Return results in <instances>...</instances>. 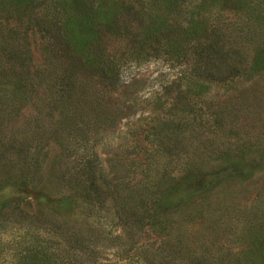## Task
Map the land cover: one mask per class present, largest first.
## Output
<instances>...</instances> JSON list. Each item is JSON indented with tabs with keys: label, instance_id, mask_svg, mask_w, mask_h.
<instances>
[{
	"label": "rangeland",
	"instance_id": "obj_1",
	"mask_svg": "<svg viewBox=\"0 0 264 264\" xmlns=\"http://www.w3.org/2000/svg\"><path fill=\"white\" fill-rule=\"evenodd\" d=\"M28 1L0 0V58L10 55L5 27L22 29ZM120 1L128 12L135 8L117 82L120 94L132 95L133 109L115 131L97 135L93 150L100 169L112 185L113 170L149 167L171 173L150 210L170 216L183 243L173 248L185 257L181 264H264V0H101L102 10L112 14ZM190 19L199 23L192 35L166 32L174 22ZM195 37H202L210 52L206 72L231 71L221 60L226 45L233 49L237 77L212 81L187 65ZM37 40L31 46L41 68L44 55ZM163 119L184 134L155 141V156L142 164L147 132ZM75 158L50 142L41 154L44 173L74 169ZM32 186L0 183V264H47L48 213L71 217L72 225L87 220L81 206L72 208L59 195ZM108 215L106 232L123 233L112 210ZM96 264L134 262L104 251Z\"/></svg>",
	"mask_w": 264,
	"mask_h": 264
},
{
	"label": "trees",
	"instance_id": "obj_2",
	"mask_svg": "<svg viewBox=\"0 0 264 264\" xmlns=\"http://www.w3.org/2000/svg\"><path fill=\"white\" fill-rule=\"evenodd\" d=\"M125 4L120 1L114 13L106 14L101 0H29L22 29L5 27L10 55L0 58V183L36 185L50 197L59 195V201L72 208L81 206L87 219L72 225L71 217L47 214L46 230L52 237L44 250L47 264H96L104 251L134 264H181L185 258L173 250L183 243L170 216L150 210L153 198L161 200L157 197L164 192L163 181L172 180L171 173L149 167L113 170L112 185L93 150L97 135L115 131L133 109L132 95L120 94L117 85L125 37L134 28L130 15L135 8L128 12ZM197 24L192 19L183 25L174 22L166 32L192 35ZM199 37L192 41L187 65L212 81L237 77L232 48L226 45L221 60L231 71H205L211 57ZM34 39L44 55L41 68L34 64ZM158 41L159 37L157 48ZM161 122L157 130L150 127L147 132L142 164H150L155 156V141L184 134L172 120ZM53 141L63 151L74 152V169L44 173L41 154ZM163 157L167 162L168 156L159 158ZM158 191L162 193L155 195ZM108 210L125 227L123 233L106 232ZM173 231L175 244L170 240Z\"/></svg>",
	"mask_w": 264,
	"mask_h": 264
}]
</instances>
